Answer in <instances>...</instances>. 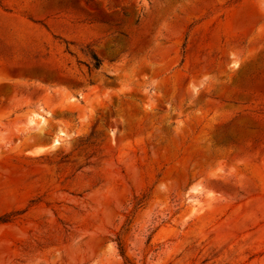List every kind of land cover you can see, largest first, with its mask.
<instances>
[{
    "label": "rangeland",
    "instance_id": "1",
    "mask_svg": "<svg viewBox=\"0 0 264 264\" xmlns=\"http://www.w3.org/2000/svg\"><path fill=\"white\" fill-rule=\"evenodd\" d=\"M0 264H264V0H0Z\"/></svg>",
    "mask_w": 264,
    "mask_h": 264
},
{
    "label": "trees",
    "instance_id": "2",
    "mask_svg": "<svg viewBox=\"0 0 264 264\" xmlns=\"http://www.w3.org/2000/svg\"><path fill=\"white\" fill-rule=\"evenodd\" d=\"M90 56H91V60H92V63H91L92 64V68H95V69L99 68L101 60L93 52L90 53Z\"/></svg>",
    "mask_w": 264,
    "mask_h": 264
}]
</instances>
